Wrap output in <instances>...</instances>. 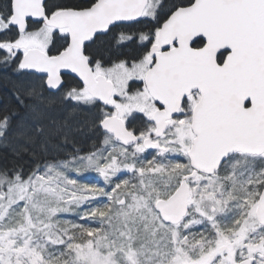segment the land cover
<instances>
[{
  "label": "snow or ice",
  "instance_id": "snow-or-ice-1",
  "mask_svg": "<svg viewBox=\"0 0 264 264\" xmlns=\"http://www.w3.org/2000/svg\"><path fill=\"white\" fill-rule=\"evenodd\" d=\"M0 264H264V0H0Z\"/></svg>",
  "mask_w": 264,
  "mask_h": 264
},
{
  "label": "trees",
  "instance_id": "trees-1",
  "mask_svg": "<svg viewBox=\"0 0 264 264\" xmlns=\"http://www.w3.org/2000/svg\"><path fill=\"white\" fill-rule=\"evenodd\" d=\"M10 95V93H7V89L0 88V102H3L4 95Z\"/></svg>",
  "mask_w": 264,
  "mask_h": 264
}]
</instances>
